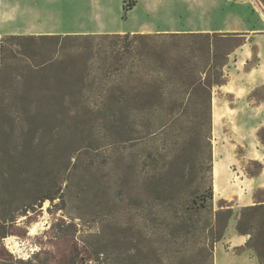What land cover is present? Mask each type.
Listing matches in <instances>:
<instances>
[{"label": "rangeland", "instance_id": "rangeland-1", "mask_svg": "<svg viewBox=\"0 0 264 264\" xmlns=\"http://www.w3.org/2000/svg\"><path fill=\"white\" fill-rule=\"evenodd\" d=\"M127 32L168 33L149 40L157 55L144 49L160 70L143 59L140 74H120L126 58L102 51L103 79L48 110L76 118L0 122V264H255L233 245L242 209L264 202V20L251 1L0 0V39ZM192 33L212 35L228 83L211 86L207 207V116L190 84L221 66H207V40ZM230 208L223 230L217 213ZM218 246L233 255L215 257Z\"/></svg>", "mask_w": 264, "mask_h": 264}, {"label": "trees", "instance_id": "trees-1", "mask_svg": "<svg viewBox=\"0 0 264 264\" xmlns=\"http://www.w3.org/2000/svg\"><path fill=\"white\" fill-rule=\"evenodd\" d=\"M164 35L168 33L11 34L1 38L0 122L18 120L29 123L43 121L49 116L56 120H61L62 117L73 119L75 116L68 108L65 115L54 112L48 114V110L54 108V104L70 106L76 97L81 98L84 95L87 83L96 85L98 79H103L99 70L107 69L110 65L99 66L101 57L99 59L98 57L102 51L107 55H114L116 61H123V58H126L120 63V74H140L143 59L154 64L153 70H160L155 62L156 58L151 56L152 59H148L144 49L146 48L147 53L151 55H157L155 48L149 47L152 42L149 40ZM170 35L185 36L179 33ZM192 35L207 40V62L209 61L207 66L211 67V70L221 66L215 74V80L209 75L204 80L200 79L190 84L193 105L198 97L202 96L201 102L198 101L204 107L207 116L204 140L206 153L202 162L206 164L208 194L203 195L201 201L202 205L207 207L208 200L214 195L211 86L225 84L222 67L226 63L222 62L218 66L216 65L218 62L214 63V54L210 56L212 53L210 33ZM106 41H109L110 50L103 48ZM5 73L12 78L11 86L3 83ZM164 94L163 91L157 92V98L162 99ZM128 98L129 95L122 96L120 101ZM261 138L264 140L262 133ZM46 199L53 198L47 196ZM232 214L231 208L217 213V216L223 217V230L227 228ZM236 230L240 235L249 236L247 247L256 253L259 264H264V202L244 207L237 220Z\"/></svg>", "mask_w": 264, "mask_h": 264}, {"label": "crops", "instance_id": "crops-1", "mask_svg": "<svg viewBox=\"0 0 264 264\" xmlns=\"http://www.w3.org/2000/svg\"><path fill=\"white\" fill-rule=\"evenodd\" d=\"M261 36H264V35H261ZM260 38V37H259ZM256 41V40H255ZM258 41V39H257ZM244 47V46H242ZM258 51H259V61H258V64L257 66L255 67V70H259V71H262L263 72V77H264V52L262 51V49L259 47L258 48ZM241 53H243L242 50H240ZM264 85V82L262 83ZM228 83L224 84L223 87H227ZM260 108H263L264 109V102L260 104L259 106ZM214 109V108H213ZM216 109H217V106H216V102H215V116L213 114V119L214 121L217 120V115H216ZM216 117V118H215ZM213 121V122H214ZM247 239H249V236L247 235H237L234 240H233V245L236 247V246H242L244 245L245 243H247ZM219 248H221V246H218L216 247V251H215V257L218 255V252H219ZM222 249V248H221ZM225 253H228V254H232L231 252H228V251H225L224 249H222ZM233 255V254H232ZM243 256V255H242ZM242 256H236L238 257V259H241ZM255 264H259V260H257L255 258Z\"/></svg>", "mask_w": 264, "mask_h": 264}, {"label": "built area", "instance_id": "built-area-1", "mask_svg": "<svg viewBox=\"0 0 264 264\" xmlns=\"http://www.w3.org/2000/svg\"><path fill=\"white\" fill-rule=\"evenodd\" d=\"M253 6L258 10L264 20V0H250Z\"/></svg>", "mask_w": 264, "mask_h": 264}]
</instances>
